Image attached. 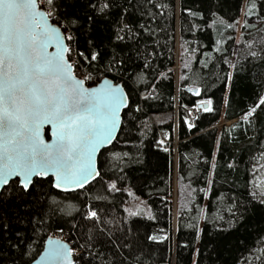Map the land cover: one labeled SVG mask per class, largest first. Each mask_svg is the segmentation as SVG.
I'll list each match as a JSON object with an SVG mask.
<instances>
[{
  "label": "snow or ice",
  "instance_id": "6c2138e0",
  "mask_svg": "<svg viewBox=\"0 0 264 264\" xmlns=\"http://www.w3.org/2000/svg\"><path fill=\"white\" fill-rule=\"evenodd\" d=\"M0 264H264V0H0Z\"/></svg>",
  "mask_w": 264,
  "mask_h": 264
},
{
  "label": "trees",
  "instance_id": "16d2710c",
  "mask_svg": "<svg viewBox=\"0 0 264 264\" xmlns=\"http://www.w3.org/2000/svg\"><path fill=\"white\" fill-rule=\"evenodd\" d=\"M195 100V98H193V97H190L189 95H186L185 97H184V103H191V102H193ZM173 111H175V109H173ZM224 118V116H223V109L221 110V115L220 116H217V117H215V118H213L212 116H209V115H206L205 117H204V120H205V124H206V126H208V127H210L211 125H208L207 124V121H209V120H211L212 121V123H216V121L217 120H219L220 121V119L221 118ZM237 117H235V116H233L231 119H226L227 121H234L235 119H236ZM225 119V118H224ZM231 122V123H232ZM230 124V123H229ZM165 127H167L166 125H165ZM193 147H195V146H193ZM173 190H172V199H173V201H175L176 200V198H175V194L177 195V193H176V191H175V188H176V185H175V174H174V177H173ZM173 211L175 212V207L173 208Z\"/></svg>",
  "mask_w": 264,
  "mask_h": 264
},
{
  "label": "rangeland",
  "instance_id": "374dc122",
  "mask_svg": "<svg viewBox=\"0 0 264 264\" xmlns=\"http://www.w3.org/2000/svg\"><path fill=\"white\" fill-rule=\"evenodd\" d=\"M220 121H221V123L222 124H228L229 122L226 120V119H224L223 117L220 119ZM228 122V123H227ZM175 191H176V188H175ZM177 197V195L175 194V198Z\"/></svg>",
  "mask_w": 264,
  "mask_h": 264
},
{
  "label": "bare ground",
  "instance_id": "6f19581e",
  "mask_svg": "<svg viewBox=\"0 0 264 264\" xmlns=\"http://www.w3.org/2000/svg\"><path fill=\"white\" fill-rule=\"evenodd\" d=\"M228 122L231 123L232 121H228ZM228 122H227V123H228ZM229 123H228V124H229Z\"/></svg>",
  "mask_w": 264,
  "mask_h": 264
}]
</instances>
